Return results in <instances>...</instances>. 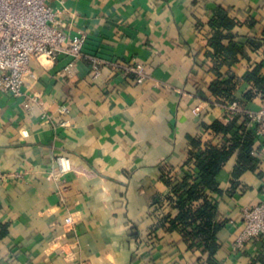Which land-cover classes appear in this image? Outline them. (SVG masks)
<instances>
[{
  "label": "crops",
  "instance_id": "1",
  "mask_svg": "<svg viewBox=\"0 0 264 264\" xmlns=\"http://www.w3.org/2000/svg\"><path fill=\"white\" fill-rule=\"evenodd\" d=\"M52 5L61 27L87 34L84 55L69 72V57L32 58L22 94L0 91V264H198L199 251L161 225L170 210L166 173L178 172L190 150L224 140L208 128L215 120L228 122L223 102H231L207 92L218 60L205 22L217 5L236 22L227 33L237 44L260 40L247 50L249 58L238 55L220 67L235 76L234 101L249 112L264 105L258 93L244 98L254 87L243 77L258 61L264 73V0ZM93 58L107 61L95 78ZM132 62L144 67L142 83L124 73ZM253 154L257 169L239 178L246 188L218 197L228 218L217 232L219 264H264L263 238L233 247L244 224L241 208L261 199L258 137ZM58 155L69 158L70 170H59ZM236 159L235 152L217 175L223 190Z\"/></svg>",
  "mask_w": 264,
  "mask_h": 264
},
{
  "label": "trees",
  "instance_id": "2",
  "mask_svg": "<svg viewBox=\"0 0 264 264\" xmlns=\"http://www.w3.org/2000/svg\"><path fill=\"white\" fill-rule=\"evenodd\" d=\"M235 23L222 5H217L205 22L211 34V53L218 60L213 67L217 77L207 85V92L221 101L235 99L233 90L236 80L231 71L224 74L220 67L230 66L237 61L238 55L249 58L247 50H255L260 45L256 37L248 38L247 47L237 44L232 34L227 33V29H231ZM227 37L228 44L223 41ZM261 69L262 61H258L244 74V79L254 87L244 94L245 99H251L257 93L264 99V73ZM249 121L244 112L235 114L227 123L213 121L208 128L217 135L222 134L224 140L216 144L209 143L199 151L190 150L178 172L166 173V182L170 187L167 197L170 210L163 215L161 225L169 231L178 230L188 247L199 251L196 259L198 264H219L215 255L220 247L217 232L227 224L228 218L219 210L218 197H233L242 192L246 186L241 183L240 176L245 171L257 169L259 159L253 154L257 135L254 127L248 128ZM192 143L196 146L199 140L193 138ZM235 152L237 159L231 171V185L223 190L217 175Z\"/></svg>",
  "mask_w": 264,
  "mask_h": 264
},
{
  "label": "built area",
  "instance_id": "3",
  "mask_svg": "<svg viewBox=\"0 0 264 264\" xmlns=\"http://www.w3.org/2000/svg\"><path fill=\"white\" fill-rule=\"evenodd\" d=\"M52 1L0 0V91L22 94L24 76L32 58L44 56L48 60H56L60 56L69 57L70 61L64 67L69 72L75 61L83 57L87 34L82 30L70 32L61 27ZM104 62L107 61L93 58L92 77L99 76L100 65ZM123 68L124 73L132 75L138 83H142L147 76L139 62H132ZM223 104L227 110V119L239 112L249 117V123L260 139V151L264 153V105L249 112L239 108L234 100ZM55 162L61 172L72 168L67 156L58 155ZM259 189L261 199L254 205L241 208L244 224L233 244L234 248H242L249 242L264 239V178ZM70 220L68 216L66 221Z\"/></svg>",
  "mask_w": 264,
  "mask_h": 264
}]
</instances>
